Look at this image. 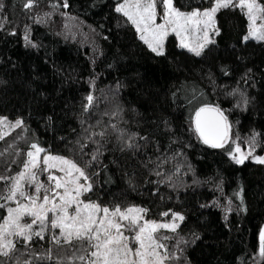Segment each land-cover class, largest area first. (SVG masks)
I'll list each match as a JSON object with an SVG mask.
<instances>
[{"label":"trees","instance_id":"1","mask_svg":"<svg viewBox=\"0 0 264 264\" xmlns=\"http://www.w3.org/2000/svg\"><path fill=\"white\" fill-rule=\"evenodd\" d=\"M122 1L0 0V119L22 122L0 139V175L20 172L31 145L43 146L77 163L110 208L146 209L151 220L183 214L161 235L167 264H264V164L237 163L194 126L200 108H219L230 138L264 157V41L244 39L240 8L221 9L219 35L200 56L175 38L157 55L116 11ZM174 2L189 11L214 0ZM131 137L137 147L126 146ZM49 232L17 242L0 264H55L41 258L49 249L69 255Z\"/></svg>","mask_w":264,"mask_h":264},{"label":"snow or ice","instance_id":"2","mask_svg":"<svg viewBox=\"0 0 264 264\" xmlns=\"http://www.w3.org/2000/svg\"><path fill=\"white\" fill-rule=\"evenodd\" d=\"M159 4L163 8L164 23L161 24H156L157 0H125L116 9L135 25L141 33L140 39L157 55L164 54V41L169 34L167 25L172 26L171 31L176 35L182 36L190 25L199 28L203 24L205 30L200 43L191 47L181 40L182 47L200 56L204 47L214 42L209 38L208 29L219 35L215 16L221 9L240 8L250 21V31L244 39L264 41V23L259 28L256 26L258 19L264 21V4L258 0H214V6L210 9L189 13L175 7L173 0H159ZM27 6L31 8L32 4ZM25 39L28 37L25 36ZM88 101H92L91 96ZM195 121L196 131L204 143L214 148L224 146L229 138L230 125L219 108H200L195 114ZM21 123L17 121L14 125H8L6 119H0V125H8L9 128H19ZM98 135L103 137L104 133ZM120 135L123 139L124 134ZM133 139L131 137L125 141L127 147H137L131 142ZM31 149L26 153L20 172L12 176L0 175V182L4 184V188L0 189V201L15 204V207H11L9 203L0 202V209H5L7 213L0 222V256L9 257L15 250L16 243L12 237L22 238L27 244L34 236L44 239L46 230L59 229L58 234L52 235V240L58 246L67 245L69 255L53 257L49 249L41 257L55 261V264H65V261L68 264H165L169 255L162 241L167 237H158L155 233L162 228L174 232L177 228L175 221H182L183 216L174 214L173 223L161 224L144 220L146 209L128 207L122 210L119 206L110 209L86 202L81 197L92 190V185L80 183L81 178L87 181L88 176L77 163L47 154L41 162L40 154L45 150L37 144H32ZM236 151H240L239 146ZM92 159L95 160L96 156L93 155ZM256 160L264 164V158L257 157ZM236 162L242 163L243 157ZM53 169L63 175H56ZM42 172L48 173L47 187L38 179ZM42 190L45 193L43 197ZM49 213H52L51 219ZM26 216L30 220L22 222ZM34 225H38V230H34ZM126 232L131 235H126ZM261 240V254H264V233ZM132 244L137 247L134 249ZM161 249H164V253Z\"/></svg>","mask_w":264,"mask_h":264},{"label":"rangeland","instance_id":"3","mask_svg":"<svg viewBox=\"0 0 264 264\" xmlns=\"http://www.w3.org/2000/svg\"><path fill=\"white\" fill-rule=\"evenodd\" d=\"M124 2H125V0L122 1L121 3H119V4L117 5V7H119V6H120L122 3H124ZM258 2H259V0H258ZM173 3H174V6L177 7L176 4H175V2H174V0H173ZM213 6H214V2L212 3L211 6L206 7V8H203V9H193V10L185 11V10H181V9L178 8V7H177V8H178L180 11H182V12L189 13V12L196 11V10L203 11V10H206V9H210V8L213 7ZM162 12H163V8L160 6V4H159V0H157V16H156V24L164 23V20L162 19ZM216 15H217V14H216ZM215 23H216V27H217L216 16H215ZM249 23H250V21H249ZM262 23H263V21H261L260 19H258L257 22H256V26L259 28V27H261ZM134 26H135V25H134ZM167 27H168V29H169V34H168V36L166 37V39H165V41H164V47H163V51H164V53H165V51H166V45H167V43L170 41L171 38H175V39L177 40L178 45H179L180 47H182V46H181V40H182V39H183L184 43L188 44V45L191 46V47H194L197 43H200V42H201V39H202V36H203V32H204V30H205L203 24H201V25L199 26V28H196L195 26H191V25H190V26H189V30H188L187 32L183 33L182 36H178V35H176L174 32L171 31V28H172L171 25H167ZM135 28H136V27H135ZM82 31H83L82 26H74V25H70V26H68V28H67V32H69L70 34L73 33V32H74L75 34H77V32H81V33H82ZM84 32H85V31H84ZM137 32H138V31H137ZM79 35H80V34H79ZM82 35L85 36V34H82ZM138 35H139V37H140L141 33L138 32ZM208 35H209V38L215 42V36H216V34H215V32H214L212 29H208ZM248 40H250V39H248ZM253 40H255V39H253ZM214 42H213V43H214ZM211 44H212V43L207 44V45L204 47V49L202 50V52H203L206 48H208ZM146 45H147V44H146ZM147 46H148V45H147ZM182 48H185V47H182ZM185 49H187V48H185ZM150 50H151V49H150ZM187 50H188V49H187ZM9 131H10V128H8V125H0V139H1L3 136H5ZM230 133H231V130L229 129V138H228V140L224 143V145L227 146V148H229V151H228V152H229V155H231V157L234 158L235 161H237L238 159H241V158L243 157V161L246 160V159H248V158H251L254 162H257V160H256L257 157H256V156L253 157V155H252V153L250 152L249 149L246 150V151H244L241 147H239L240 151H236V148H237V146H238V144H237L238 142H237L236 139H234V138H230ZM38 146L44 149L43 146H40V145H38ZM31 150H32V149H31ZM249 153H250V154H249ZM46 154H47V155L56 156V157H61V156L53 155V154H50V153L44 151V152H42V153L40 154V160H41V162H42V160H43V157H44ZM63 158H65V157H63ZM259 158H264V157H259ZM66 159H67V158H66ZM69 160H70V159H69ZM71 161H72V160H71ZM261 164H262V163H261ZM41 167H43V164H42V163H41ZM53 172H54L56 175H63L62 173H58V172H56L55 169H53ZM85 173H86V172H85ZM47 175H48L47 172H42V173L39 175V177H38V179H39L41 182H43V183L45 184L46 187H47V185H48V181L46 180ZM86 175H87V174H86ZM87 176H88V175H87ZM80 183H82V184L90 183V184L92 185V190H91L90 192L85 193V194L81 197L82 200H84V201H86V202L90 201V202L96 203V204H98V205H101V206H103V207H108V208H110L109 206H106V205L100 203L99 200H98L97 198H93V197H92V195H93V194H92V191H93V183H92L91 178H90L89 176H88V180H87V181H85V180H83V179L81 178ZM26 190L29 191V192L31 191L30 188H26ZM44 194H45V193H44L43 190H42V191H41V197H43ZM7 203H9V206H11V207H15V204L10 203V202H7ZM137 208H139V207H137ZM110 209H112V208H110ZM122 210H124V209H122ZM70 211H71V210H70ZM48 215H49V219H51V218H52V213H49ZM178 215L183 216L184 219H185V216H184L183 214H178ZM143 219H144V220H147V221H155V222H157V223H161V224H171V223H173V220H174V214H172V216H171L170 218H167V219H164V220H151V219H148V218H147L146 214H144ZM184 219H183V220H184ZM29 220H30V218L26 216V217H24V221H22V222H27V221H29ZM183 220H182V221H181V220H176V221H175V223L177 224V228H176V230H178V228H179L180 225L182 224ZM33 228H34V230H38V225H34ZM176 230H175V231H176ZM48 231H50L49 233L52 234V235H53L54 233H55V234H58V233H59V229H49V230H46V231H45L44 235H46V233H47ZM167 231H171V230L162 228V229H159V230L155 233V235L158 236V237H161L162 233L167 232ZM125 234H126V235H131V233H128V232H126ZM35 237H36V236H34L33 238H35ZM12 239L15 241V243H17V242H19V241H24L22 238H17V237H12ZM162 243H164V242L162 241ZM164 245H165V243H164ZM131 246H132L134 249L137 247V245H135V244H132ZM165 247H166V250H167V254L169 255V248H168L166 245H165ZM160 251H161L162 253H164V249H161ZM167 261H168V259L165 261V264H167Z\"/></svg>","mask_w":264,"mask_h":264},{"label":"water","instance_id":"4","mask_svg":"<svg viewBox=\"0 0 264 264\" xmlns=\"http://www.w3.org/2000/svg\"><path fill=\"white\" fill-rule=\"evenodd\" d=\"M215 108V107H214ZM206 116H210L211 114H205ZM194 126H195V129H196V121H195V118H194ZM198 136L200 137V139L203 141V138L200 136V134L197 132ZM204 142V141H203ZM206 144V143H205ZM208 146H210V144H206ZM211 147V146H210ZM214 148V147H212ZM222 147H219V148H216V149H220ZM264 233V232H263Z\"/></svg>","mask_w":264,"mask_h":264}]
</instances>
